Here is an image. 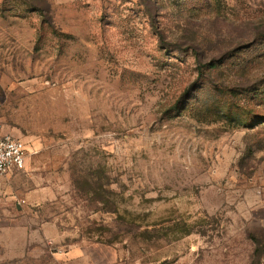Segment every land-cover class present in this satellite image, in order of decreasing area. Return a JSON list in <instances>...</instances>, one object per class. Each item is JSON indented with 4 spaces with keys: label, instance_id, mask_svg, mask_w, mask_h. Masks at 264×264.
<instances>
[{
    "label": "rangeland",
    "instance_id": "obj_1",
    "mask_svg": "<svg viewBox=\"0 0 264 264\" xmlns=\"http://www.w3.org/2000/svg\"><path fill=\"white\" fill-rule=\"evenodd\" d=\"M0 264H264V0H0Z\"/></svg>",
    "mask_w": 264,
    "mask_h": 264
},
{
    "label": "built area",
    "instance_id": "obj_2",
    "mask_svg": "<svg viewBox=\"0 0 264 264\" xmlns=\"http://www.w3.org/2000/svg\"><path fill=\"white\" fill-rule=\"evenodd\" d=\"M26 162V145L0 126V177L23 170Z\"/></svg>",
    "mask_w": 264,
    "mask_h": 264
}]
</instances>
